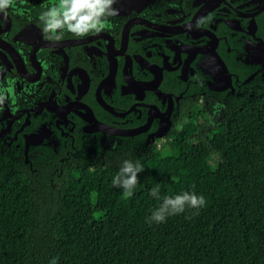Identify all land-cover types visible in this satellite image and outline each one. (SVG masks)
I'll list each match as a JSON object with an SVG mask.
<instances>
[{"label":"flooded vegetation","instance_id":"af4514ba","mask_svg":"<svg viewBox=\"0 0 264 264\" xmlns=\"http://www.w3.org/2000/svg\"><path fill=\"white\" fill-rule=\"evenodd\" d=\"M56 3L0 10V185L18 174L52 193L65 172L139 162L190 123L202 143L264 96V0H116L101 32L59 40L39 19Z\"/></svg>","mask_w":264,"mask_h":264},{"label":"trees","instance_id":"16d2710c","mask_svg":"<svg viewBox=\"0 0 264 264\" xmlns=\"http://www.w3.org/2000/svg\"><path fill=\"white\" fill-rule=\"evenodd\" d=\"M227 119L202 143L195 123L172 133L139 161L129 198L113 184L123 163L78 166L52 193L13 175L0 185V264H264V96ZM185 191L205 204L152 219Z\"/></svg>","mask_w":264,"mask_h":264},{"label":"clouds","instance_id":"9594fccd","mask_svg":"<svg viewBox=\"0 0 264 264\" xmlns=\"http://www.w3.org/2000/svg\"><path fill=\"white\" fill-rule=\"evenodd\" d=\"M10 2L11 0H0V10H3ZM115 2L116 0H58V3L52 5L48 12L42 13L39 19L45 21L43 31L51 33L57 40L62 38L64 32L83 37L90 33L101 32L108 18L119 14L118 9L111 7ZM58 29L62 30L59 36L55 35ZM143 170L139 162L133 163L130 160L123 162L113 184L124 189L125 198L132 196L133 189L139 183L137 174ZM159 191L160 186L157 185L151 190L150 195L160 199ZM204 204V197L195 192L185 191L174 197L165 196L163 203L153 212L152 219L156 222H164L167 216L184 212L186 206L199 209Z\"/></svg>","mask_w":264,"mask_h":264},{"label":"water","instance_id":"95a60500","mask_svg":"<svg viewBox=\"0 0 264 264\" xmlns=\"http://www.w3.org/2000/svg\"><path fill=\"white\" fill-rule=\"evenodd\" d=\"M253 98H255V97L253 96L252 98H250V100L253 99ZM110 132H113L114 134H118V135L120 134V133H118V132L111 131V130H110Z\"/></svg>","mask_w":264,"mask_h":264},{"label":"rangeland","instance_id":"374dc122","mask_svg":"<svg viewBox=\"0 0 264 264\" xmlns=\"http://www.w3.org/2000/svg\"><path fill=\"white\" fill-rule=\"evenodd\" d=\"M204 154H207V151H206V150L203 151V155H204Z\"/></svg>","mask_w":264,"mask_h":264}]
</instances>
